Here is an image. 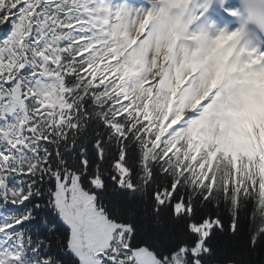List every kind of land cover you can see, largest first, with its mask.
<instances>
[{
    "label": "snow or ice",
    "instance_id": "snow-or-ice-1",
    "mask_svg": "<svg viewBox=\"0 0 264 264\" xmlns=\"http://www.w3.org/2000/svg\"><path fill=\"white\" fill-rule=\"evenodd\" d=\"M245 22L241 0H0V264H264V128L221 127L220 85L181 108L196 73L157 106L174 40Z\"/></svg>",
    "mask_w": 264,
    "mask_h": 264
},
{
    "label": "clouds",
    "instance_id": "clouds-1",
    "mask_svg": "<svg viewBox=\"0 0 264 264\" xmlns=\"http://www.w3.org/2000/svg\"><path fill=\"white\" fill-rule=\"evenodd\" d=\"M241 5L246 22L239 30L225 27L215 34L194 32L181 37L179 48L175 47V40L168 47L173 72L161 86L158 107L167 111L185 73H196L200 77L199 86L185 90L181 108L220 85L214 111L221 127L231 124L264 128V56L240 43L243 33L264 32V0H241ZM198 128L199 125L193 130V136L197 135Z\"/></svg>",
    "mask_w": 264,
    "mask_h": 264
}]
</instances>
